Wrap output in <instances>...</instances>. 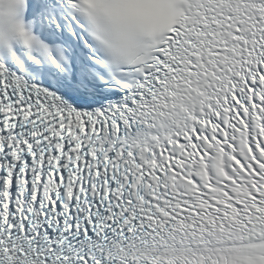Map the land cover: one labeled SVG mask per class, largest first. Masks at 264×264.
<instances>
[{
    "label": "snow or ice",
    "instance_id": "6c2138e0",
    "mask_svg": "<svg viewBox=\"0 0 264 264\" xmlns=\"http://www.w3.org/2000/svg\"><path fill=\"white\" fill-rule=\"evenodd\" d=\"M141 7L0 0V264L264 253V0Z\"/></svg>",
    "mask_w": 264,
    "mask_h": 264
},
{
    "label": "clouds",
    "instance_id": "9594fccd",
    "mask_svg": "<svg viewBox=\"0 0 264 264\" xmlns=\"http://www.w3.org/2000/svg\"><path fill=\"white\" fill-rule=\"evenodd\" d=\"M165 3L166 0H142L140 11L146 24L157 23L167 16Z\"/></svg>",
    "mask_w": 264,
    "mask_h": 264
}]
</instances>
